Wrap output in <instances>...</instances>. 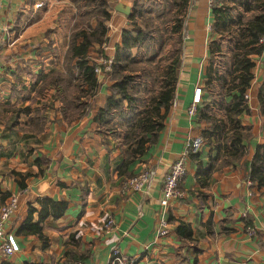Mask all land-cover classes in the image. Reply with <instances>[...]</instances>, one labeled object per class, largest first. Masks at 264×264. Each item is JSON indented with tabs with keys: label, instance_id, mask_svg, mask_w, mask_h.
I'll use <instances>...</instances> for the list:
<instances>
[{
	"label": "crops",
	"instance_id": "0c3cea01",
	"mask_svg": "<svg viewBox=\"0 0 264 264\" xmlns=\"http://www.w3.org/2000/svg\"><path fill=\"white\" fill-rule=\"evenodd\" d=\"M116 4L108 10L109 48L103 51L112 58L128 24L125 15L115 11ZM190 5L183 26V59L163 128L157 142L129 166L133 175L150 171L151 187L123 193L128 178L118 177L117 171L122 136L114 138L109 127L102 130L95 120L110 93V74H97L94 106L84 112L75 89L76 58L71 69L66 68L70 33L85 1L0 0V207L17 195L18 209L4 228L20 245L10 256L0 250V264H107L114 245L134 264H264V188L248 177L249 163L264 145V114L257 99L264 83V50L252 56L249 111L238 116L245 150L229 163L217 149L211 119L223 120L224 130L229 127L224 106L231 95L225 90L218 95L221 108L215 111L212 102L217 98L206 73L211 42L218 34L210 28L216 18L206 0H191ZM86 57L100 64L102 56L92 48ZM197 85L203 90L202 101L189 115ZM187 145L180 195L161 206L162 178ZM44 198L65 201L63 215L41 222L44 238L19 234L28 203L39 210L36 200ZM163 215L168 233L158 236ZM108 216L114 224L105 229ZM181 223L188 225L186 231L177 229ZM248 226L255 229L252 235L246 232ZM67 253L81 261L71 263Z\"/></svg>",
	"mask_w": 264,
	"mask_h": 264
},
{
	"label": "trees",
	"instance_id": "16d2710c",
	"mask_svg": "<svg viewBox=\"0 0 264 264\" xmlns=\"http://www.w3.org/2000/svg\"><path fill=\"white\" fill-rule=\"evenodd\" d=\"M91 1L88 2L87 7ZM218 1L219 0H214L212 12L217 19H223L221 8L215 6ZM101 6L104 10L101 13L99 11L96 13H100L103 17L98 19L94 29L89 28L88 31L86 29H81L70 36L69 49L66 56V68L68 70L72 67L71 61L76 58L75 68L77 69V76L79 79L77 85L79 88H84V86L87 87L85 90L86 94L91 97H94L98 92L100 83L94 71L97 63L89 60L86 54L90 49H94V44L102 45V43L107 40L105 20L107 21L110 17V14L104 8V1H102ZM255 7L258 9V14L246 24L245 35L247 40H245L243 45L244 47H249L242 53L244 61L237 64L234 71L235 75L230 80L231 84L225 89V93L231 95L230 102L224 106V114L229 123V127L224 130L223 121L220 119H211L215 120L212 122L213 133L218 136L222 135V142L219 141V143H217V149L222 153L219 154L227 156V161L229 163L241 158L245 150L242 144V140L245 138V133L243 132L244 128L241 126L238 116L243 112L249 111L247 100L244 98V95L253 79L252 68L254 67V61L250 55H260L264 50V45L259 43V38L264 34V3H256ZM91 11L92 9L88 12L91 13ZM128 17L130 20L133 18L132 15ZM146 35L147 32L142 29L136 33L124 29L121 33V42L115 47V53L110 66V79L112 81V84L109 86L110 93L106 98L104 106L99 107L95 115V120L103 127L101 128L102 130L104 126L105 128L108 126V123L114 115L123 114L122 107L124 100L128 102V109L130 108V103L134 99L130 93L131 87H129L132 75L125 73V70L129 69L132 60V47L144 41ZM95 50L100 56L105 57L102 48ZM180 50L181 49H179L178 55L170 67L169 73L164 77L165 80L162 82V87L159 93L155 95L150 107L142 111L140 116L135 114L132 118L131 125L129 124L124 133L122 141H124L125 145L120 148L123 157L117 166L118 177L124 179L131 177L133 173L129 171V166H131L139 156L143 155L151 145L155 144L159 138V132L163 128L164 119L169 112L174 98L175 84L177 81L176 71L180 59ZM167 77L168 79H166ZM223 79H226V77ZM257 99L260 112L264 114V83L260 84L258 88ZM93 106L94 104H90L89 107L92 108ZM207 120H210V117H207ZM25 177H27V175L24 176V178ZM248 177L251 181L256 182L260 187L264 188V145L257 147L248 166ZM20 185L24 187L25 183L22 182ZM36 202L40 207L39 210H37L31 202L28 203V216L20 225L18 233L25 235L34 234L39 238H44L41 222L48 217L59 218L62 216L67 207V203L62 200H53L51 198L37 199ZM35 212L38 213V220L36 222L33 221V214ZM187 228L188 225L181 223L177 229L179 232H182L186 231ZM67 255L72 259L71 263H73L72 261H81L80 258L73 256L72 253H67Z\"/></svg>",
	"mask_w": 264,
	"mask_h": 264
},
{
	"label": "rangeland",
	"instance_id": "374dc122",
	"mask_svg": "<svg viewBox=\"0 0 264 264\" xmlns=\"http://www.w3.org/2000/svg\"><path fill=\"white\" fill-rule=\"evenodd\" d=\"M84 1L86 8L82 11V16L76 21L70 36L81 29H86L88 31L89 28L94 29L96 27L98 19L103 17L100 15L104 10L101 6L102 1L105 2L104 8L107 11L109 9L113 11V6L116 3L128 5L131 11L130 15H132L133 18L130 20L129 17L125 15L128 24L124 29L131 30L133 33L141 29L147 32L144 41L132 47V60L129 69L125 70V73L132 75L129 87H131L130 93L134 99L130 103L129 109L127 107L128 102L124 100L122 107L123 114L114 115L107 126L109 130L113 132L112 136L120 139L121 136L123 138L129 124L131 125L132 118L135 114L140 116L142 111L150 107L155 95L159 93L162 87V82L165 80L164 77L170 71V67L178 55L179 49H181L179 52V62L183 59V26L185 17L191 7V0H124V2L119 0ZM89 1L91 2L87 7ZM206 3L212 10L214 1L209 4L206 0ZM256 3L263 4L264 0H220L217 4L222 10L224 19L221 20L215 17L216 23L215 19L214 22L211 23L210 28H213V31L217 29L218 34L211 42L206 66V73L208 74L209 81L208 86L210 87L209 90L217 98L215 102H212V107L215 108V111L221 108L217 96L223 93L226 87L231 84L230 80L235 75L234 71L237 64L244 61L242 53L249 47H244L243 45L246 36L244 26L246 21L251 19L254 13H258V9L255 7ZM90 9H92L91 13L88 12ZM97 11L100 13H96ZM92 20L95 21L93 27L91 26ZM107 21L105 20L106 25ZM106 37L108 39L107 35ZM100 48V44H94V49ZM253 55L251 54L250 57L252 58ZM96 65H98V63ZM110 71L106 72V75L111 74ZM224 77H226V79H223ZM166 79H168V77ZM75 89L83 100L80 107L84 109L83 111L85 112L91 108L89 107L90 104H94V99L98 92L94 97H91L86 94L85 90L87 87L84 86V88H79V86L76 85ZM225 123L227 127L228 124L227 122ZM221 137L222 135L218 136L220 142H222ZM120 140L122 143L121 146L124 147V141H122V139Z\"/></svg>",
	"mask_w": 264,
	"mask_h": 264
},
{
	"label": "built area",
	"instance_id": "2783aa9c",
	"mask_svg": "<svg viewBox=\"0 0 264 264\" xmlns=\"http://www.w3.org/2000/svg\"><path fill=\"white\" fill-rule=\"evenodd\" d=\"M214 0H207L211 4ZM41 6V3L37 4V7ZM107 35V34H106ZM259 43L264 45V34L259 38ZM108 39L102 43L101 48L105 52L109 48ZM112 64V57H101L100 64L96 65L94 71L97 74L101 72L106 73L110 71V66ZM202 87L197 85L194 87L191 102L188 107V114L194 115L198 108V105L202 101ZM249 97L246 92L244 98L247 100ZM189 152V147L181 154V156L174 161L167 169L161 181V196L159 199V204L161 206H167L169 201L180 195L178 185L184 179L186 174V164L184 159ZM151 175L152 173L147 169L140 171L138 174L133 175L126 179L122 185V192L127 191H149L151 187ZM18 209V197L17 195H12L9 200L0 207V250L6 256L13 255L20 250V245L11 232L5 231V223L10 220L14 213ZM242 216H246L244 213ZM114 220L111 216H108L104 228L109 229L113 226ZM255 229L253 227H246V232L250 235L254 233ZM168 233L167 221L164 215L160 219V229L157 232L158 236H164ZM75 264H83V262H76ZM107 264H134V261L124 255L118 246L111 247V257Z\"/></svg>",
	"mask_w": 264,
	"mask_h": 264
},
{
	"label": "water",
	"instance_id": "95a60500",
	"mask_svg": "<svg viewBox=\"0 0 264 264\" xmlns=\"http://www.w3.org/2000/svg\"><path fill=\"white\" fill-rule=\"evenodd\" d=\"M115 10L127 16L131 14L130 7L122 3H117L115 6Z\"/></svg>",
	"mask_w": 264,
	"mask_h": 264
}]
</instances>
